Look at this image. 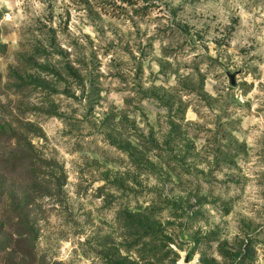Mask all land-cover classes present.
Here are the masks:
<instances>
[{"label": "rangeland", "instance_id": "374dc122", "mask_svg": "<svg viewBox=\"0 0 264 264\" xmlns=\"http://www.w3.org/2000/svg\"><path fill=\"white\" fill-rule=\"evenodd\" d=\"M22 157L0 264H264V0H0V171Z\"/></svg>", "mask_w": 264, "mask_h": 264}, {"label": "trees", "instance_id": "16d2710c", "mask_svg": "<svg viewBox=\"0 0 264 264\" xmlns=\"http://www.w3.org/2000/svg\"><path fill=\"white\" fill-rule=\"evenodd\" d=\"M18 159H20L19 162L15 161L14 159L12 162H9V166H7L6 162H2V165L5 166V169L0 171V207L2 206L3 202H7L8 196L12 194L11 184L6 185V181L11 182L14 179L21 178L35 185L37 183L36 181L38 180V175L36 174L31 161L24 157ZM13 195L16 198L17 203L13 204V206L7 212H5L8 213V219L6 220V223L10 231L9 237L15 244H19L18 240H22V242L26 244L25 249L28 252L30 261H32L35 256L33 250L35 234L32 226L33 222L31 221L28 210L31 204L28 203V198L24 192H17ZM1 210L2 209L0 208V211ZM18 254L21 255V252Z\"/></svg>", "mask_w": 264, "mask_h": 264}, {"label": "water", "instance_id": "95a60500", "mask_svg": "<svg viewBox=\"0 0 264 264\" xmlns=\"http://www.w3.org/2000/svg\"><path fill=\"white\" fill-rule=\"evenodd\" d=\"M231 84H233V81L231 82Z\"/></svg>", "mask_w": 264, "mask_h": 264}]
</instances>
